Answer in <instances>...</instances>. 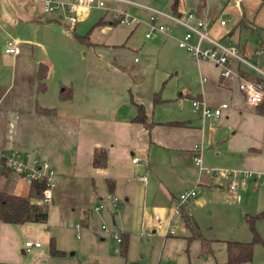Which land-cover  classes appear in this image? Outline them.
I'll list each match as a JSON object with an SVG mask.
<instances>
[{
  "label": "crops",
  "instance_id": "crops-1",
  "mask_svg": "<svg viewBox=\"0 0 264 264\" xmlns=\"http://www.w3.org/2000/svg\"><path fill=\"white\" fill-rule=\"evenodd\" d=\"M113 1L145 10L148 18L143 23L145 33L148 31L152 10L123 0ZM92 9L103 10L75 5L72 26L76 22L88 25L95 17ZM177 9L178 15L189 11L182 0ZM164 12L174 14L171 9ZM63 13L60 8L43 12L37 0H0V151L14 150L25 154L26 159L45 160L51 170L44 222L0 221V264H75L63 250L67 247L65 231L72 230L75 238L80 232L87 242L94 240L97 231L103 239L107 232L101 226L97 229L94 220L107 219V207L114 209L115 214L110 217L125 242V252L121 255L134 251L137 242L139 256L134 260L142 264H251V261L226 263L225 241L251 238V231L242 225L248 214L243 212L247 209L246 203L241 202L243 193L260 184L264 198V101L247 104L235 80L220 77L211 62L195 59L181 48L174 49L167 39L172 38L174 43L184 27L162 15L156 14L155 21L166 26V32L158 31L149 37L144 33V37L159 36V54L165 53L170 44L176 56L172 66L179 65L181 74L180 66H187L186 76L190 74L189 77L198 81L194 95L187 84L177 87L181 91L176 100L189 96L188 107L182 106L181 99L170 102L173 92L168 93L173 95L169 97L163 87L159 90L158 80L164 73L157 68V60L154 66L136 56L133 63L125 61L124 53L142 49L128 45L133 28L121 42L103 43L86 37L84 57L71 61V35L62 21ZM242 16L255 30L261 27ZM206 21L211 35L227 38L246 57H253L254 48H264L261 41L251 48L246 41L240 43L239 34L234 33L236 25L229 27L233 22L230 19L224 25L214 18ZM103 22L98 18V23ZM119 24L131 26L132 23ZM174 29L178 30L176 34ZM7 40L14 42L16 53L3 52ZM38 62L46 67L45 88L35 92ZM148 71H152V78L155 72L154 80L143 79ZM250 73H247L249 77L259 79ZM262 83L264 86V80ZM60 85L69 88L65 99L57 97ZM154 93L156 102H153ZM194 98L202 99L209 107L221 102L229 106L217 117L203 118L193 111ZM137 104L143 106L149 126L132 120ZM36 105L52 110L34 112ZM95 150L104 152L103 166L92 164ZM197 154L199 162L193 159ZM132 157L138 160L133 162ZM242 171L259 176L242 181ZM18 177L9 173L4 187L14 193L18 184L15 194L25 195L28 182L21 177L23 181L17 183ZM231 182H235V196L228 191ZM191 188L195 194L182 210L201 236L209 240V251L204 254H200L198 239H187L191 232L181 213L171 217L177 232L173 235H164L163 227H157L153 218L158 214L165 222L178 194ZM109 196L116 199V207L110 204ZM30 201L39 202L38 198ZM96 204L101 206L95 208ZM255 207L257 211L261 204ZM61 222H66L68 227H63ZM75 223L77 230L73 228ZM49 238L60 254L48 252ZM26 240L38 241L39 245L24 251Z\"/></svg>",
  "mask_w": 264,
  "mask_h": 264
},
{
  "label": "rangeland",
  "instance_id": "rangeland-1",
  "mask_svg": "<svg viewBox=\"0 0 264 264\" xmlns=\"http://www.w3.org/2000/svg\"><path fill=\"white\" fill-rule=\"evenodd\" d=\"M134 1L145 3L147 5H150V7L154 9L170 11L171 0ZM182 3L185 9L193 12L195 15H199L205 21L211 18H214V20L218 18L232 20L233 22L229 24V27H234L236 25L234 33H238L240 43L246 41L245 43L249 48H251L253 44H258L260 41L262 42V44L264 43V0L262 2L260 0H182ZM94 4L95 3H90L88 6H94ZM100 7L103 10L92 9V11L95 13V17L92 19V21H90L88 25H83V23L76 22L72 26V23L68 22L65 15L63 16L62 21L65 24L66 30L71 35V45L69 48L71 61L76 58L82 59L85 55L84 52L87 49L84 42H80L74 38L73 33L87 34L88 39L91 41L112 43L116 41L121 42L125 40L126 35L133 28V32L131 33L130 39L128 40V45L135 49L138 47H141L142 49L134 51L132 49L130 54L124 53L123 57L125 61L127 63H133V57L136 56L143 62L148 60V62L154 66V64H156L155 60H157V68L159 67L160 72L164 73V76H159V90L163 87V89L167 91V95L169 97H172L173 95L168 93L173 92L174 97H172L173 99L170 102L177 103L180 102L181 99L182 106L188 107V105H190L189 96L184 98L181 97L176 100L178 93L181 91L180 89H177V87L180 85L187 84L190 88L191 94L194 95L196 93V91L194 90H197L199 85L198 81L194 80V78L192 77H189L190 74H187L186 76V72L188 71L187 66L184 68L180 66V70L183 71L182 74L178 71L179 65L175 67L172 66L176 59V56L175 52L172 50V47L170 48V44L172 43V46L174 44V49H178L179 47H177L176 41H174L173 43L172 38L169 37L167 39L168 42H170V44L168 43V49L165 53L159 54V36H155L150 39H146L144 37L146 27L143 22L148 18V13L145 10L130 4H124L122 2L113 0H101ZM123 10H126L127 14H129L131 17H134L138 21L134 20L131 26H125L119 23H115V20H112V24L109 23L112 19L113 13L123 12ZM242 14L245 18L253 20L261 27L258 30H255L252 24L247 21H244L241 24L236 22V20L240 16V19L243 17ZM74 18H76L75 15ZM98 18H101L102 20H104V22L96 23L98 21ZM103 25H107L110 28L106 29V27H103ZM71 27H74V29L71 30ZM173 31L174 34H176L178 30L174 29ZM7 38H11V36L8 35ZM233 38L232 40H234L235 42L236 35L233 36ZM139 52H142L143 56H140ZM247 58H249L253 62L256 61L254 56L252 58ZM182 62L186 65L183 60ZM257 64L264 70V65L262 61H258ZM160 72L157 71V75H160ZM154 73L155 72H153L152 78V71H148L144 75L143 79H146L147 81L148 78H152V80H154ZM18 178L19 182L17 183H21L23 181V177L21 178V176H19ZM260 189V184H257L256 188H249L248 191H245L243 193V199L241 202L243 205L244 203H246L247 207L245 206V208L247 209H243V212L245 213L254 215L259 211L262 212L261 216L255 221L254 227L260 238L264 240V198L261 195ZM16 191L18 192V184L16 185V189H14V193H16ZM237 198L238 199H236V201L238 200L239 202V200H241L240 194L237 196ZM114 200L117 203L116 199ZM257 204H261V207L260 209L255 211V206H257ZM94 206L95 205H92L91 208H94ZM107 210L109 213V217H107V219L99 220L96 218L94 220V226H96L97 229L100 228L102 224L105 227L104 230L107 232V235H105L103 239H101V234L97 231H94V240L91 242L85 241L84 237H82V233L80 232L78 238H75L74 232L72 230H69L70 232L65 231V235L63 236L67 239V247H65V249L63 250L66 252V257H68L67 259H71V261L75 262V264H95L97 260L98 264H139L140 261L138 262L134 260L136 259V256L137 258L139 256V254L137 253V242L135 244L134 251L124 256L121 255L119 251L120 243H117L115 239L112 238L113 233L121 236V231L118 229V225L112 223L110 217L111 214H115L114 209L111 210L107 207ZM242 223L243 226L246 225L247 230L250 232V229L246 222ZM239 224L238 227L240 226ZM61 225L63 227H68L66 222H61ZM71 251L73 252V254H70ZM251 264H264V247L261 245L260 242H255L253 244Z\"/></svg>",
  "mask_w": 264,
  "mask_h": 264
},
{
  "label": "built area",
  "instance_id": "built-area-1",
  "mask_svg": "<svg viewBox=\"0 0 264 264\" xmlns=\"http://www.w3.org/2000/svg\"><path fill=\"white\" fill-rule=\"evenodd\" d=\"M40 4V9L43 12L54 11L58 8L62 9L68 22L73 23L75 18L73 10L75 5L88 6L90 3H95L94 6L100 7L101 0H74L71 2H64L62 0H37ZM94 1V2H93ZM129 3L137 4L149 8L154 12V15L149 17L148 31L145 33L146 37L154 35L155 32H166L167 27L156 23L155 15H162L184 27V32L176 39V44L179 48L185 50L195 59L207 60L211 62L218 69L220 77L223 79H233L236 81L237 89L240 90L244 96V100L249 105L260 103L264 98V70L258 66V61L264 62V48L256 47L253 49V56L255 62L240 53L238 47L227 38L214 37L209 33V25L201 17H197L193 12L186 11L183 15L166 13L161 10L153 9L141 3L132 0H123ZM112 19L119 23L130 25L135 18L131 17L126 12H115L112 14ZM220 25L226 24V19L218 18ZM4 53H16L17 47L12 40H7L3 46ZM252 72L253 75L259 77L258 80L249 77ZM193 111L198 112L201 117L207 118L210 116H219L224 109L228 108L227 102H221L216 107H209L202 99L194 98L191 100ZM25 154H19L14 150L0 151V161L4 166L10 169L13 173L23 177L26 181L41 180L44 184L39 202L46 203L49 198V188L51 186V170L45 160L37 159L35 157L26 159ZM193 159L197 162L200 161V156L194 155ZM134 162L138 157H132ZM259 175L249 171L241 172V180L247 178H256ZM140 179H145V176H140ZM264 183V178L262 179ZM228 191L235 196V182H231L228 186ZM195 190L193 188L183 191L177 196V203L171 209V213L165 222L160 220L158 214H154L153 218L157 227H163L164 235L176 234L171 222L172 215L180 214L182 206L186 201L194 196ZM109 202L113 207L117 206L114 198L109 197ZM100 205L95 208L100 207ZM75 230L78 229V224L73 225ZM105 229L104 225H101ZM112 238L117 243L121 241V237L112 234ZM38 241L26 240L23 242V250L28 251L31 247H37Z\"/></svg>",
  "mask_w": 264,
  "mask_h": 264
},
{
  "label": "trees",
  "instance_id": "trees-1",
  "mask_svg": "<svg viewBox=\"0 0 264 264\" xmlns=\"http://www.w3.org/2000/svg\"><path fill=\"white\" fill-rule=\"evenodd\" d=\"M261 2L263 0H260ZM180 0H171L170 9L174 14H178V5ZM116 21V20H115ZM246 21L244 18H241L238 23L241 24ZM98 23V21L96 22ZM95 23V24H96ZM73 36L76 40L84 42L87 35H77L73 33ZM45 72L46 67L43 63H37L35 66V83L34 90L35 92H40L45 88ZM256 79V78H254ZM258 80V79H256ZM69 96V88L63 85H60L57 90V97L59 99H65ZM157 95L154 93L153 102H156ZM264 101V98L261 102ZM34 112H50L51 108H44L39 106H34ZM137 122H141L146 126L149 124L146 121V115L141 104H137L136 114L132 118ZM92 164L94 166H103L105 164V154L101 150H95L92 156ZM12 171L4 166L3 162L0 161V221L6 223L20 224L22 222H44L46 220V204L42 202H31V198H40L44 184L41 180H29L27 181V190L25 195H18L9 189V187H4V181L6 180L9 173ZM262 212H258L254 215L246 214L245 222L248 225L251 231L250 240H226L225 241V250H226V263H250L252 258V247L255 242H260L264 247V240L260 238L257 234L254 223L261 216ZM181 217L183 218L184 224L190 229V235L187 239L196 238L200 241V254H204L209 251V240L201 236L197 227L192 221L189 220L188 216L181 209ZM120 243V252L124 254L125 252V242L122 238ZM48 252L50 254H60V251L53 247L51 239L48 241Z\"/></svg>",
  "mask_w": 264,
  "mask_h": 264
}]
</instances>
